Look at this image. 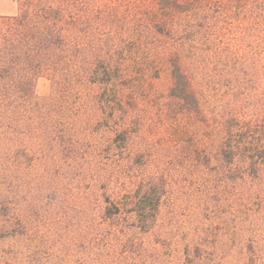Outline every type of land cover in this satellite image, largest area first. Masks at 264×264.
Here are the masks:
<instances>
[{"label": "rangeland", "instance_id": "rangeland-1", "mask_svg": "<svg viewBox=\"0 0 264 264\" xmlns=\"http://www.w3.org/2000/svg\"><path fill=\"white\" fill-rule=\"evenodd\" d=\"M27 1L0 0V16ZM34 3L76 24L57 71L0 90V264H82L101 248L111 264H164L196 238L218 244L206 264H241L264 205L228 177L221 145L236 116L259 114L264 0ZM111 203L121 213L105 218Z\"/></svg>", "mask_w": 264, "mask_h": 264}, {"label": "trees", "instance_id": "trees-1", "mask_svg": "<svg viewBox=\"0 0 264 264\" xmlns=\"http://www.w3.org/2000/svg\"><path fill=\"white\" fill-rule=\"evenodd\" d=\"M27 2L34 7L21 10L17 15L0 16V90L15 86L32 89L36 78L45 70L57 71L64 62V52L71 34L67 32L66 25L70 22L76 24V18H68L61 7L34 5V0ZM254 71L259 74L257 78L262 81L261 101L258 100L259 114L254 120L247 118L246 115L240 119L236 116L237 126L229 129L228 136L221 145V156L226 164L228 177L234 179L233 174H239V179L246 182L249 189L248 196L250 198L255 196V200L258 199L264 205L263 58H260ZM175 78L180 83L181 78L185 79L182 86L184 94L192 92L189 79L184 72L178 70ZM120 213L121 206L111 203V206L106 207L104 216L113 219ZM115 231L117 233L120 229ZM101 235L103 239L105 234ZM258 235L250 234L248 237V252L243 258L245 262L241 260V264H264V235L261 238H258ZM200 239L196 238L193 241V252L188 251L186 244L175 255L164 254V262L167 259V263L164 264H206L212 261L218 244L214 241L202 242ZM208 243L212 244L210 246L212 248L208 249ZM103 244L106 245L104 247H108L106 242ZM101 249L99 252L102 254L94 258L95 264H111L113 259L110 261V252ZM105 252L107 254H104ZM148 252L149 250L144 251L146 257ZM94 261H91L89 256V260L82 264H92Z\"/></svg>", "mask_w": 264, "mask_h": 264}]
</instances>
